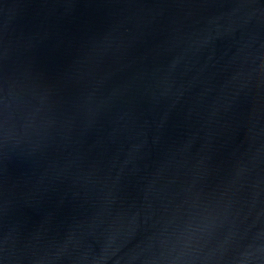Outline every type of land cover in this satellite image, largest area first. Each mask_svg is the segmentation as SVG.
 Instances as JSON below:
<instances>
[{
  "label": "water",
  "instance_id": "1",
  "mask_svg": "<svg viewBox=\"0 0 264 264\" xmlns=\"http://www.w3.org/2000/svg\"><path fill=\"white\" fill-rule=\"evenodd\" d=\"M0 264H264V0H0Z\"/></svg>",
  "mask_w": 264,
  "mask_h": 264
}]
</instances>
